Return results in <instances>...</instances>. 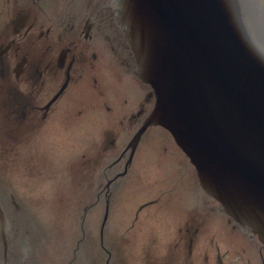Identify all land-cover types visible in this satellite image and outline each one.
Here are the masks:
<instances>
[{
	"label": "rangeland",
	"instance_id": "obj_1",
	"mask_svg": "<svg viewBox=\"0 0 264 264\" xmlns=\"http://www.w3.org/2000/svg\"><path fill=\"white\" fill-rule=\"evenodd\" d=\"M94 1L110 5L109 0ZM106 14L111 17L112 11L106 9ZM101 88L92 105L95 110L83 100V93L74 96L72 112L80 111L76 117L70 120L64 112L46 123L39 140H15L8 146L23 147L20 152L11 154L7 147L0 153V201L25 264H216L218 247L225 264H260L259 243L229 232L231 224L212 210L214 202L201 191L187 160L181 156L178 165L165 132L149 135L128 175L110 185V191L102 173L84 171L88 161L81 155L92 156L97 142V147L113 146L117 151L129 140L117 135L114 90L106 88L105 81ZM165 154H173V164L166 160L161 165ZM151 200L158 202L139 211ZM186 223L193 246L184 239ZM2 252L0 239V264Z\"/></svg>",
	"mask_w": 264,
	"mask_h": 264
},
{
	"label": "water",
	"instance_id": "obj_2",
	"mask_svg": "<svg viewBox=\"0 0 264 264\" xmlns=\"http://www.w3.org/2000/svg\"><path fill=\"white\" fill-rule=\"evenodd\" d=\"M112 1L155 94L131 146L165 129L219 211L264 248V0ZM0 238L23 259L1 201Z\"/></svg>",
	"mask_w": 264,
	"mask_h": 264
},
{
	"label": "flooded vegetation",
	"instance_id": "obj_3",
	"mask_svg": "<svg viewBox=\"0 0 264 264\" xmlns=\"http://www.w3.org/2000/svg\"><path fill=\"white\" fill-rule=\"evenodd\" d=\"M104 4L94 0H0V124L18 129L25 123L54 121L64 112L70 119L71 100L82 93L89 97L83 100L95 110L92 105L98 102L105 81L106 88L114 90L112 97L117 103V135L129 139L117 151L113 146H96L88 158V171L102 173L109 190L110 185L128 175L141 145L149 139L148 128L137 145L131 146L154 108L155 94L137 77L131 46L112 15L106 14ZM62 100L66 101L59 106ZM6 144L0 146L3 153ZM176 152L175 157L181 158ZM107 158L112 163L106 164ZM87 182L91 183L90 177ZM190 231L186 228L187 233ZM10 251L9 245L1 264L26 263L18 255L13 258ZM258 253L260 264H264L262 248ZM216 264H224L220 255Z\"/></svg>",
	"mask_w": 264,
	"mask_h": 264
},
{
	"label": "bare ground",
	"instance_id": "obj_4",
	"mask_svg": "<svg viewBox=\"0 0 264 264\" xmlns=\"http://www.w3.org/2000/svg\"><path fill=\"white\" fill-rule=\"evenodd\" d=\"M109 1H110L111 6H113V7L116 9V7H115L113 1H112V0H109ZM116 11H117V10H116ZM116 11H115V10H112V16H113L114 19H116L117 17H118V19H119L120 16H119L118 12H116ZM116 14H117V15H116ZM119 22H121L120 19H119Z\"/></svg>",
	"mask_w": 264,
	"mask_h": 264
}]
</instances>
